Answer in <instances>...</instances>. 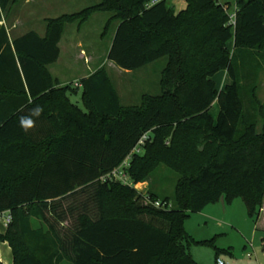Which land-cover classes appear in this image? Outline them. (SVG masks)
Here are the masks:
<instances>
[{"label": "trees", "instance_id": "1", "mask_svg": "<svg viewBox=\"0 0 264 264\" xmlns=\"http://www.w3.org/2000/svg\"><path fill=\"white\" fill-rule=\"evenodd\" d=\"M16 1L0 0L2 13ZM151 1L101 0L48 19L43 37L12 40L0 26V211L13 215L0 244H9L14 264H197L186 248L191 214L242 199L248 216L260 218L264 0H240L233 27L217 0H186L180 12L168 0L148 8ZM96 12L118 20L107 55L118 68L136 72L168 59L159 96L122 106L105 68L77 89L58 88L49 67L65 25ZM220 72L231 82L221 91ZM80 89L85 111L69 98ZM147 133L143 153L132 154ZM127 159L131 185L101 181ZM159 166L179 176L172 198L135 188Z\"/></svg>", "mask_w": 264, "mask_h": 264}, {"label": "rangeland", "instance_id": "2", "mask_svg": "<svg viewBox=\"0 0 264 264\" xmlns=\"http://www.w3.org/2000/svg\"><path fill=\"white\" fill-rule=\"evenodd\" d=\"M100 3L101 0H17L4 14V25L12 39L32 31L45 36L48 19L80 14ZM168 4L176 12L187 8L186 0H168ZM114 17L115 13L96 12L86 22L78 20L66 24L60 44L61 57L57 64L50 67V72L55 79L57 78L59 85L77 89L76 83L80 84L79 80L86 75L87 64L95 70L105 68L119 94L122 106L139 107L145 95L161 94L160 82L168 66V59H161L136 72H126L108 61L107 55L118 24ZM227 79L226 72H220L214 77L219 91L230 83ZM81 93L80 89L77 95H70V98L73 104L84 111ZM258 98L264 105V72L260 74ZM210 113L217 120L219 114L217 103L212 106ZM178 180L177 174L167 167L159 166L149 180L137 185L136 189L143 193L151 190L161 199L172 198ZM216 205L218 204L207 207H219ZM227 207L229 209L227 219L220 210H216L209 217H204L202 212L189 216L184 224L185 231L190 237V243L186 246L187 252L197 264H216L217 258L226 264L236 262L264 264L263 227L258 226L256 221L248 216L242 199H238L232 207ZM223 220H226L227 225ZM222 226L232 228L223 231L224 229H220ZM9 248L8 243L0 244L2 256ZM8 253L9 256L3 257V261L5 264H12V254ZM248 254H251L252 258H249Z\"/></svg>", "mask_w": 264, "mask_h": 264}, {"label": "built area", "instance_id": "3", "mask_svg": "<svg viewBox=\"0 0 264 264\" xmlns=\"http://www.w3.org/2000/svg\"><path fill=\"white\" fill-rule=\"evenodd\" d=\"M217 1H219V3L225 7L226 13L228 14V17H229L228 26H232V27L235 26L237 12L239 10L238 4L240 0H217ZM160 2L161 0H153L151 1V3L147 5V7L151 8ZM76 87L77 88L80 87V84L76 83ZM150 137H151V134L147 133L140 140V142L138 143V145L136 146L132 154L141 155L143 153V148L146 142L150 140ZM128 167H129V159H127L120 168L114 170L109 175L102 177L101 181L102 182L115 181V182H120L124 185H131L130 178L126 173V169ZM154 206L158 209H163V210H170L172 208V204L165 203L162 201L155 202ZM12 223H13L12 212L11 211H0V231L2 233H6L11 227ZM248 257L252 258V255L248 254ZM216 264H226V262L220 258H217Z\"/></svg>", "mask_w": 264, "mask_h": 264}, {"label": "crops", "instance_id": "4", "mask_svg": "<svg viewBox=\"0 0 264 264\" xmlns=\"http://www.w3.org/2000/svg\"><path fill=\"white\" fill-rule=\"evenodd\" d=\"M0 14L2 15V21L0 22V26H4L6 29H7V27L4 25L5 24V18H4V14L2 13V11H1V9H0ZM14 29L16 28V25L13 27ZM8 30V29H7ZM9 31V30H8ZM25 35V34H24ZM21 36H23V35H21ZM21 36H19V37H21ZM19 37H17V38H19ZM43 37V36H42ZM12 39V38H11ZM14 39H16V38H14ZM13 40V39H12ZM61 42H62V40H61ZM61 44V43H60ZM61 53H62V51H61ZM60 57H61V55H60ZM59 60H60V58H59ZM59 60H58V62H59ZM57 62V63H58ZM57 63H55V64H57ZM55 64H53V65H55ZM53 65H51V66H53ZM50 66V67H51ZM50 67H49V70H50ZM98 69H92V67L90 66V65H88L87 64V72H86V75L84 76V77H82L80 80H79V82L82 80V79H84V78H88L89 76H91L92 74H94L96 71H97ZM227 78H228V75H227ZM57 79V78H56ZM227 80H230L229 78L227 79ZM231 83V82H230ZM229 83V84H230ZM226 85H228V84H226ZM225 87V86H224ZM58 88H60V89H62V88H65L64 86H62V84L61 85H59V87ZM81 91H82V89H81ZM82 94L83 93H81V102H82ZM69 98H70V96H69ZM70 100H71V98H70ZM72 102V101H71ZM217 103V102H216ZM215 104V103H214ZM213 104V105H214ZM83 105V104H82ZM84 107V106H83ZM84 111H85V109H84ZM235 202H237V200L235 201ZM235 202L233 203V205L235 204ZM233 205H231V207L233 206ZM216 206H219V207H206L204 210H203V214H204V217H209V216H212L213 215V213L216 211V210H220V212H221V214H223L224 216H225V219H227V216L229 215V209H228V207L225 205V203H224V201L222 200L220 203H218V205H216ZM223 221H225L224 223L226 224V220H223ZM232 223V222H231ZM256 224L258 225V226H260V227H263V230H264V205H263V208H262V211H261V214H260V218L258 219V221L256 222ZM227 225V224H226ZM230 229V228H232V226L230 227V226H225V227H221L220 229H224L223 231H228L227 229ZM220 231H222V230H220ZM4 245H7V244H4ZM8 252H11V254H12V250L9 248V251H7V250H5L4 251V254H3V256H2V253H0V256H1V261L3 262V264H5L4 263V261H3V257H7V256H9V253ZM12 264H14V262H13V256H12ZM234 264H243V263H239V262H236V263H234Z\"/></svg>", "mask_w": 264, "mask_h": 264}]
</instances>
